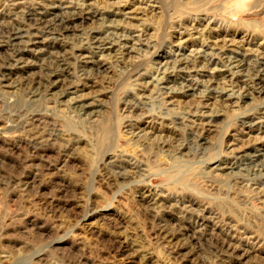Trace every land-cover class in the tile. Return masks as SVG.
Instances as JSON below:
<instances>
[{
    "label": "rangeland",
    "instance_id": "obj_1",
    "mask_svg": "<svg viewBox=\"0 0 264 264\" xmlns=\"http://www.w3.org/2000/svg\"><path fill=\"white\" fill-rule=\"evenodd\" d=\"M263 70L264 0H0V264H264Z\"/></svg>",
    "mask_w": 264,
    "mask_h": 264
},
{
    "label": "bare ground",
    "instance_id": "obj_2",
    "mask_svg": "<svg viewBox=\"0 0 264 264\" xmlns=\"http://www.w3.org/2000/svg\"><path fill=\"white\" fill-rule=\"evenodd\" d=\"M262 5V4H261ZM257 8V7H256ZM258 8H260V6L258 7ZM47 11V10H46ZM250 11V10H249ZM258 13V12H257ZM242 14V13H241ZM248 14V13H247ZM30 15H32V14H30ZM243 17V16H242ZM246 17V16H245ZM248 17V16H247ZM251 17H253V16H251ZM250 17V18H251ZM263 19V18H262ZM50 26V25H49ZM51 27V26H50ZM52 28V27H51ZM16 34V33H15ZM123 38V37H122ZM122 41V40H121ZM99 42V40L96 38V41H95V43H98ZM117 43H119L118 42V40H117ZM129 44V43H128ZM130 45V44H129ZM108 46V45H107ZM110 46V45H109ZM123 46V45H122ZM101 49V48H100ZM111 49V48H110ZM118 49V48H117ZM124 49V48H123ZM130 49V48H129ZM98 50V49H97ZM103 51V50H102ZM110 52V51H109ZM128 52H130V51H128ZM123 53H124V51H123ZM199 54V53H198ZM184 56V55H183ZM178 59H180V58H178ZM233 59V58H232ZM238 61V60H237ZM177 63V62H176ZM176 63L174 64V65H176ZM189 64V63H188ZM138 65V64H137ZM180 65V64H179ZM186 65V64H185ZM180 67V66H179ZM259 67V66H258ZM257 67V68H258ZM182 68V67H181ZM186 68V67H185ZM191 68V67H190ZM139 71V70H138ZM264 71V70H263ZM135 73V72H134ZM170 75V74H169ZM156 76V75H155ZM160 78V77H159ZM160 80V79H159ZM250 81V80H249ZM258 81V80H257ZM185 82V81H184ZM183 82V83H184ZM246 82V81H245ZM252 82V81H251ZM162 83V82H161ZM167 83V82H166ZM183 85V84H182ZM258 85V84H257ZM187 86V85H186ZM259 86V85H258ZM188 87V86H187ZM197 88V87H196ZM186 90V89H185ZM247 92V91H246ZM211 95V94H210ZM243 122V121H242ZM257 123V122H256ZM259 123V122H258ZM257 126V125H256ZM112 144V143H111ZM105 152V151H104ZM104 154V153H103ZM259 156H261V157H263V159H260L259 158ZM250 159H252L253 161H258L260 164H257L259 167H260V169H259V171H263L264 170V153H260L259 152V150H257V151H255L254 153H252L251 155H250V157H249ZM259 159V160H258ZM251 163V162H250ZM249 163V164H250ZM40 254V253H39Z\"/></svg>",
    "mask_w": 264,
    "mask_h": 264
}]
</instances>
